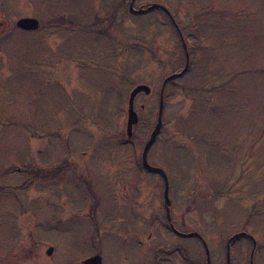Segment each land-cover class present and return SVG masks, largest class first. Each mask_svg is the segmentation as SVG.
Here are the masks:
<instances>
[{"label": "rangeland", "instance_id": "rangeland-1", "mask_svg": "<svg viewBox=\"0 0 264 264\" xmlns=\"http://www.w3.org/2000/svg\"><path fill=\"white\" fill-rule=\"evenodd\" d=\"M150 3L175 19L189 65L165 88L164 131L149 162L173 187L185 180L182 193L203 194L184 219L219 242L220 264L226 239L240 233L256 246L241 237L232 251L249 264L255 249L254 264H264V0H137L135 8ZM127 4L112 24L110 0H0V263L18 255L27 233L45 264V246L55 264H80L95 236L109 260L123 241L106 229L130 226L137 187L143 200L162 195L140 157L161 85L186 57L162 12L133 14ZM21 18L42 28L20 30ZM102 28L106 36L94 33ZM141 84L152 92L135 99L141 120L130 141L128 100ZM89 199L96 208H85Z\"/></svg>", "mask_w": 264, "mask_h": 264}, {"label": "flooded vegetation", "instance_id": "flooded-vegetation-1", "mask_svg": "<svg viewBox=\"0 0 264 264\" xmlns=\"http://www.w3.org/2000/svg\"><path fill=\"white\" fill-rule=\"evenodd\" d=\"M110 2L115 3L116 8L112 12V14L108 15L109 16L108 20H104V21H108L112 24H121V20H118V14L119 11L124 7V0H110ZM136 3L137 0H130L128 8L132 5V7L136 9L135 8ZM150 4L142 5L141 7H139V9L141 8L144 9V11H147L146 9L150 6ZM163 6L165 7V5ZM155 10L162 12L163 14L160 13V15H162V17L164 16L163 19L172 23L171 22L172 18L169 14H167L162 9H155ZM155 10H151L149 14H152ZM54 21L55 19L52 20V23H54ZM49 25H51V22L49 23ZM93 25H94L93 23L92 24L90 23L87 24V27L91 30V27ZM51 26L54 27L55 25L52 24ZM41 28L42 26L40 23V28L38 30H40ZM70 29L76 31L78 28L72 25ZM6 30H8V27L6 28ZM94 33H97V35H101V36L107 35L104 28ZM141 109L143 110L144 107L141 106ZM164 113H165V107H164L163 116ZM140 120L141 119H139L138 116V123ZM162 123L163 125L160 133L164 131V126H165L163 120ZM153 126L155 127V125ZM135 128L136 127L133 128L131 137L128 138L130 139V141L136 139L135 138L136 135L134 131ZM152 131L150 132V134H147V137L143 142L144 147L147 141L149 140ZM158 137L156 141L158 140ZM148 163L153 167L161 168L159 166L151 164L149 162V159H148ZM140 168L144 171H147L143 166L142 157H140ZM162 169L164 170V172L168 177L169 201H170L169 204H167L165 201V194H164L165 179L161 174L147 171L149 173L156 175L158 179L162 182L164 186L162 195L153 194L149 196L146 194V197L143 200L142 199L143 196L142 194H140L141 189L139 185L137 187L136 194L134 195L133 203L131 207L130 226H125L124 228H121L122 230L114 226L113 229L111 228L106 229V232L112 233L113 234L112 236H115L123 241V243L117 247V249H119L118 256L109 258V260L106 259L105 257L106 254L104 253L103 247H99L97 245L98 239L97 236H95L93 243L90 246L91 248L90 254L86 256L84 259H82L80 261V264H88L86 262H89L90 264H96V263L97 264H220L219 250H221V248L218 245L219 242L212 241L213 237L211 236L206 238L203 235H201V233L199 234V232L195 230H190L188 227H186V221L184 219V217H186V214H189L190 212L194 211L196 205L198 208L199 204L203 202L204 200L203 194H197L196 196L195 195L193 196L182 193L181 191L183 190V188L187 186L186 181L179 179L177 180L178 182L177 186L174 185L173 187L171 175L164 168ZM141 191H145V188ZM171 192H175L177 194L178 205L176 203L174 204L170 196ZM90 202H91V207L85 206V208L87 209L96 208L98 204L96 200H94L93 203V200L91 201V199H89V201H87L86 203H90ZM191 233H197L199 234L200 237L197 236L187 237V235ZM27 235H29V240L26 243L22 241L21 243L22 246L21 249L19 250L18 255L3 259V262H1L0 264H45V259L43 260V258H40L39 257L40 254L37 251L38 248H42L43 246L39 245L34 241V238L31 233H27ZM231 237L232 236L228 237L224 243L225 244L224 264H245L242 262L243 257H241L244 255L243 252L241 251L239 254H236L235 252L232 251V245L236 241L234 240L232 242H229V239ZM188 238H192L196 240L195 247L194 246L189 247L186 242L182 241ZM134 245L135 247H133ZM45 248H48L45 252L47 255L46 262L48 264H55L54 258L52 257L54 250L51 255H48L47 253L48 250L53 249V247L45 246ZM131 248L133 249L134 252L133 258L132 255H130ZM197 250H199V255ZM254 253L255 250H253V252L250 255L251 258L249 259V264H254V260H253ZM91 260L93 261L92 263L90 262Z\"/></svg>", "mask_w": 264, "mask_h": 264}, {"label": "water", "instance_id": "water-1", "mask_svg": "<svg viewBox=\"0 0 264 264\" xmlns=\"http://www.w3.org/2000/svg\"><path fill=\"white\" fill-rule=\"evenodd\" d=\"M130 7H131V11L135 12L136 14H141L142 13V10L134 11L132 5ZM150 8L151 9L161 8L164 11L167 12L165 7H163L161 5H157V4L152 5ZM16 27L18 29L23 30V31L31 32V31H37L40 28V23L35 18H21V19H19L16 22ZM179 34L181 36L180 31H179ZM181 38H182V36H181ZM182 41H183V47H184V50H185V53H186L187 64L185 65L184 69L181 72L172 74V75L168 76L164 80V82H163V84L161 86V91H160V103H159L157 124H156L153 132L151 133L150 138L147 141V143H146V145L144 147L143 153H142V161H143L144 168L147 171L154 172V173H157V174H161L163 176V178L165 179V192H164V194H165V201H166L167 204H169V202H170L169 201L168 177H167L166 173L161 168L151 166L148 163L147 157H148V152H149L150 148L152 147V145L156 141V139H157V137H158V135H159V133L161 132V129H162V125H163L162 117H163V110H164V100H163V98H164L165 87L168 84V82L174 81V80H177V79L181 78L188 70L189 56H188L187 48H186V45L184 43L183 38H182ZM140 93H144L145 95H150L151 89H150L149 86L142 84V85L136 86L132 90V92L130 93L129 101H128V118H127V135H128L129 138L132 135V131H133L134 126L138 123V116H137V113L134 110V101H135L136 97ZM196 236L200 237L199 234H197V233H191V234L187 235V237H196ZM242 236H246V237L250 238L253 241L254 248H255L256 242L249 235H247L245 233H240V234L235 235L234 237H232L229 240V242H232L235 239H237L239 237H242ZM52 252H53V249H49L47 253H48V255H51ZM252 257H253V254H252ZM90 262L92 263L93 261L91 260ZM86 263L90 264L89 262H86Z\"/></svg>", "mask_w": 264, "mask_h": 264}, {"label": "trees", "instance_id": "trees-1", "mask_svg": "<svg viewBox=\"0 0 264 264\" xmlns=\"http://www.w3.org/2000/svg\"><path fill=\"white\" fill-rule=\"evenodd\" d=\"M125 1H127V8H128V5H129V3H130V0H124V4H125ZM54 25H55V27H57V24H64L63 23V21H54V23H53ZM181 31V30H180Z\"/></svg>", "mask_w": 264, "mask_h": 264}]
</instances>
